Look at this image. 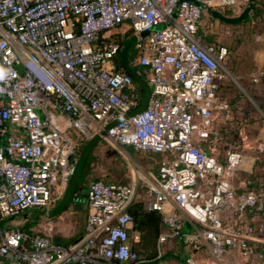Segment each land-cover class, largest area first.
<instances>
[{"label": "built area", "instance_id": "1", "mask_svg": "<svg viewBox=\"0 0 264 264\" xmlns=\"http://www.w3.org/2000/svg\"><path fill=\"white\" fill-rule=\"evenodd\" d=\"M195 1L0 0V219L50 207L81 144L98 136L118 152L161 156L156 175L137 178L144 206L163 223L158 256L142 259L128 211L135 182L92 181L82 243L59 246L42 233L0 228L6 264H166L162 247L172 239L190 245L185 264L264 257L252 242L264 234V218H248L264 213V171L258 186L241 189L242 150H227L224 161L213 153V121L230 108L219 96L227 48L199 36L209 8L232 9L238 0ZM123 24L137 37L132 46L151 93L143 111L114 123L140 105L132 76L112 62L121 46L107 34ZM202 241L210 257L200 260Z\"/></svg>", "mask_w": 264, "mask_h": 264}, {"label": "crops", "instance_id": "2", "mask_svg": "<svg viewBox=\"0 0 264 264\" xmlns=\"http://www.w3.org/2000/svg\"><path fill=\"white\" fill-rule=\"evenodd\" d=\"M218 23L221 22H216V24ZM121 27L128 28L129 26L127 24H123ZM126 59L128 61L127 57ZM131 62L132 64L137 65V58L134 57ZM236 62L237 63L234 68L235 74L238 79H240V82H242L241 85L243 86L241 87L240 85L238 88L234 83L219 81V96L229 103L230 108L226 113H217L213 121V128L218 136V143L216 149L213 150V153L220 161H224L225 152L227 150L232 148H239L242 150L243 161L241 173L244 175L246 180L244 182L241 181L239 185L241 189H245L256 187V182L254 180H258L260 182L264 171V125L255 126V122L249 116L252 112L248 107V100L253 102L258 100L263 102L262 107L264 109V46L263 49L256 52L254 57H244L243 60ZM128 65L130 68L132 67L129 61ZM135 73L145 84L149 86V84L141 77L139 72L135 71ZM143 90L144 96L139 99L140 105H142L145 99V89L143 88ZM249 121L250 123L248 128L247 125L245 128L244 122ZM91 139L87 140L80 148L76 167L85 147ZM97 142H99V140ZM93 147L83 163L78 185L75 190V196L65 207L59 208L69 187L72 176L70 177L62 195L50 207L44 209H29L12 219L1 218V229L6 231L18 228L27 232L42 233L48 235L52 242L59 246L82 243L86 218L89 212V205L86 196L88 188L86 187L85 182L89 178L94 180L98 177H92V168H90L88 174L84 176L85 165ZM120 151L124 152L129 159H131L132 156L135 157V159H132L135 160V167L138 169L130 182H135L136 184L135 199H142L144 202V200L148 198L146 187L136 175H156L161 156L150 152H141L137 154L139 151H135L128 146L122 147ZM138 156L139 158H137ZM165 211L173 212L174 209L170 204H167L165 206ZM248 218L253 222H257L260 218H264V213L261 215H248ZM185 222L184 231L192 232L195 229L194 226L189 221H186V218ZM174 240H177L176 243L178 247L177 245L175 246V243L174 246L178 249H183V252L187 257L191 251L190 245L184 243L180 239ZM252 242L258 250L261 249L259 251H264V234H256ZM178 249L176 251H179ZM170 255L178 259L174 253H170ZM194 255L200 260L210 257L209 244L206 241H202L201 248L196 251ZM183 260L185 261V259ZM254 260L256 261L255 264H264V257L261 260ZM0 264H6L5 257L0 256ZM51 264L58 263L55 259ZM250 264H253V261Z\"/></svg>", "mask_w": 264, "mask_h": 264}, {"label": "rangeland", "instance_id": "3", "mask_svg": "<svg viewBox=\"0 0 264 264\" xmlns=\"http://www.w3.org/2000/svg\"><path fill=\"white\" fill-rule=\"evenodd\" d=\"M264 3V0L262 1ZM249 0H238L237 4L232 8L233 14L232 16L239 15L245 7L248 5ZM214 28L216 30H214ZM199 32L204 33L211 42L215 43L216 46H225L227 48V56L225 61L222 63L221 68V79L220 81H228L230 83H234L238 88L240 87L241 83L240 79H238L237 75L235 74V65L236 61L243 60L244 57H254L256 52L260 49H263L264 46V13L261 14L259 18H254L251 21L240 22L238 24H226V23H218L216 24V20L208 13L205 12L203 15L200 25H199ZM117 37L120 45L124 46L129 41L134 43L136 41V37H134L131 32H127L125 34H118ZM132 47L129 46L127 49L124 57H129V49ZM123 48V47H122ZM121 48V50H122ZM120 52L113 58L112 62L115 64L116 67L124 68L123 61L118 57L121 56ZM132 53V52H131ZM130 53V54H131ZM128 63L127 59H125ZM132 68V67H131ZM125 69V68H124ZM135 72V69L132 68ZM243 85H241L242 87ZM247 98V97H246ZM247 100V99H246ZM251 101V100H250ZM248 100V107L252 112L249 115L251 119L255 122V126H263L264 125V109H263V102L255 100L254 102H250ZM143 105V104H142ZM140 105V106H142ZM139 106V107H140ZM137 107L134 110H137ZM132 110V112L134 111ZM40 115L42 116L41 111H39ZM249 122H244V127L248 128ZM84 141L81 144L85 143ZM80 147V148H81ZM93 160L91 163L92 168V177L98 176L101 179H104L109 182H121V183H130L133 176H135V172L138 169L135 167V163L127 157V155L120 151H116L111 146L106 145L104 142L99 141L93 147L92 151ZM141 152H138L139 154ZM139 158V156L137 157ZM137 176V175H136ZM93 181L92 178H89L85 184L88 188L89 184ZM173 240V239H172ZM168 241L166 244L163 245L162 251L165 256L164 261L166 264H180L181 261L179 259H185L186 256L183 252V249H178V245L176 243L177 240ZM177 245V247L174 246ZM179 251H176V250ZM170 253H174L178 257L169 256ZM256 261L253 260V264Z\"/></svg>", "mask_w": 264, "mask_h": 264}, {"label": "trees", "instance_id": "4", "mask_svg": "<svg viewBox=\"0 0 264 264\" xmlns=\"http://www.w3.org/2000/svg\"><path fill=\"white\" fill-rule=\"evenodd\" d=\"M223 14L226 16H232L234 15L232 9H224L221 11ZM264 13V3L262 0H255L252 5V10L250 11L248 17L242 21H251L254 18H259L261 14ZM214 30H216L214 28ZM127 32H131L130 28L128 27H119L116 30H113L107 34L109 38H113L115 41H117L119 44L118 40V34H125ZM199 36L201 37V40L207 44H213L215 43L211 42L207 38V36L202 32H199ZM121 48L123 47L120 45ZM132 52V53H131ZM131 53V54H130ZM136 57V51L134 47L132 46L129 49V57L128 61L131 63L132 67L135 69V71L139 72L141 77L145 80V82L148 83L146 79V73L144 72L143 68H141L138 65L132 64V60ZM119 61H120V57ZM116 69L120 70L121 72H124L126 74H129L124 68L116 67ZM130 75V74H129ZM133 78V77H132ZM149 84V83H148ZM133 85H134V90L138 94V98L141 99L144 96V90L143 87L136 83V81L133 79ZM93 160L92 153L87 159L86 165H85V170H84V176H86L91 168V163ZM254 179V178H253ZM93 181H103V182H109L101 178H95ZM256 182V186H258L259 181L254 180ZM129 213L132 216V229L138 234V240L132 242V249L142 258L145 260H153L158 256V237L159 234L163 230V223H162V214L159 211L148 209L144 206V202L142 199H135L131 206L129 207ZM185 227V226H184ZM186 229V228H185ZM24 231V230H23ZM258 250V248H257ZM261 250V249H259ZM169 256H171L169 254ZM181 263L185 264V261L183 259H180Z\"/></svg>", "mask_w": 264, "mask_h": 264}, {"label": "water", "instance_id": "5", "mask_svg": "<svg viewBox=\"0 0 264 264\" xmlns=\"http://www.w3.org/2000/svg\"><path fill=\"white\" fill-rule=\"evenodd\" d=\"M181 1H184V0H181ZM187 1H193L195 3H197L195 0H187ZM255 0H249V3L248 5L245 7V9L237 16H226L225 14L221 13L220 11L218 10H214V9H208V13L216 20V22H221V23H226V24H238L242 21H244L251 9H252V5H253V2ZM145 35H147V32H143L139 35V37H144ZM136 37V36H134ZM137 39V37H136ZM133 45V43H131L130 41L123 46L122 50H121V59L123 61V65H124V68L125 70L134 78V80L139 83L144 89H145V99H144V102L142 103L143 105L140 106L137 110H134L133 112H129L126 116H124L123 118L121 119H118L117 121H115L114 123L116 122H119L123 119H125L127 116H130V115H133V114H136L138 112H141L143 111L146 106H147V103H148V100L150 98V93H151V90H150V87L145 84L141 78L130 68V66L128 65V63L126 62V57H124L127 49L129 48V46ZM99 140V137L98 136H94L90 142L88 143V145L85 147L82 155H81V158L77 164V167L75 169V171L73 172L72 174V177H71V181L69 183V187L66 191V194L61 202V205L59 208H63L65 207L71 200L72 198H74L75 196V190H76V187L78 185V181H79V176H80V173H81V170H82V166H83V163L87 157V155L89 154L91 148L94 146V144ZM15 216H12V217H9L10 219L14 218ZM1 224L0 223V228H1Z\"/></svg>", "mask_w": 264, "mask_h": 264}]
</instances>
